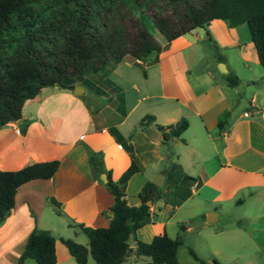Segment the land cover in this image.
<instances>
[{
	"label": "crops",
	"instance_id": "obj_1",
	"mask_svg": "<svg viewBox=\"0 0 264 264\" xmlns=\"http://www.w3.org/2000/svg\"><path fill=\"white\" fill-rule=\"evenodd\" d=\"M148 58L139 65L125 58L109 67L106 75L122 89L121 106L114 95L88 92L89 100L105 101L93 111L72 91L44 87L23 104L24 133L22 124L0 127V170L59 161L51 178L17 188L14 207L0 222V264H17L34 227L53 235L54 264H75L61 239L87 242L70 223L108 226L113 196L87 159L102 152L113 180L129 167L130 155L108 131L112 126L129 140L140 166L126 183L129 205L139 204L146 182L164 176L160 197L150 204L152 221L136 230L138 240L162 233L174 238L184 225L177 264H199L189 248L205 262L264 264V69L248 26L214 19ZM227 75L236 76L239 86H229ZM147 115L154 121L139 126ZM181 119L187 128L163 141L157 125L167 128ZM50 198L59 202L61 215ZM209 212L215 213L212 223ZM130 247L121 264L150 260L134 253V241ZM32 261L23 264H37Z\"/></svg>",
	"mask_w": 264,
	"mask_h": 264
},
{
	"label": "trees",
	"instance_id": "obj_2",
	"mask_svg": "<svg viewBox=\"0 0 264 264\" xmlns=\"http://www.w3.org/2000/svg\"><path fill=\"white\" fill-rule=\"evenodd\" d=\"M214 19L227 21L230 26L246 24L264 69V0H0V127L21 119L23 104L44 87L73 91L81 84L95 96H116L121 106L122 89L105 74L109 67L127 57L139 65L136 60L145 62L161 50L162 44ZM150 25L155 34L149 31ZM226 79L232 87L239 83L236 76L227 75ZM89 98L90 94L83 100L88 102ZM153 121L154 117L147 115L139 126ZM26 123L20 126L21 133ZM187 126L185 119L167 128L157 125L163 141L178 138ZM108 131L131 158L129 167L113 180L104 166L102 152L93 151L88 156V165L99 181V175L105 173L104 185L113 196L109 224L93 228L70 223L86 236L87 246L72 239H61L62 243L75 264H88L89 255L96 264H121L132 251L127 242L132 233L134 253L150 258L144 264H177L184 225H179L174 238L166 233L155 235L149 242L136 238V230L152 221L147 202L160 197L159 188L146 182L138 193L139 204H128L126 183L140 166L129 140L114 126ZM58 166V160H51L13 171L0 170V222L13 209L20 185L49 179ZM50 203L61 215L59 202L50 198ZM54 242L50 231L34 227L17 264L26 259L54 264ZM188 253L199 264H208L191 248ZM214 264L219 262L214 260Z\"/></svg>",
	"mask_w": 264,
	"mask_h": 264
},
{
	"label": "water",
	"instance_id": "obj_3",
	"mask_svg": "<svg viewBox=\"0 0 264 264\" xmlns=\"http://www.w3.org/2000/svg\"><path fill=\"white\" fill-rule=\"evenodd\" d=\"M220 65L223 66L222 63H220ZM218 70L221 72V69H220L219 67H218ZM238 86H239V84H238ZM72 92H73V94H74L75 96H79V97H84V96H86L87 93H88L87 89H86L83 85H81V84H77V85H75V87H74V89H73ZM262 117L264 118V110H263V112H262ZM11 123H13V124H15V125H21V124H22V120H21V119H18V120H16V121H11ZM99 179H100L101 182L105 183V182L107 181V178H106L105 173H101V174L99 175ZM163 179H164V176H163V174L160 173V174H157V175L151 180V182H153L156 186L161 187L162 184H163ZM147 204L150 205V204H151V201H148ZM213 215H215L214 212H209V213L206 214V218H207V221H208L209 223H212V222L215 221V220H210V217H211V216L213 217ZM214 217H215V216H214ZM132 241H133V236H132V233H130L129 236H128V240H127V242H128V244H131ZM207 262H208V264H214V262L211 261V260H208Z\"/></svg>",
	"mask_w": 264,
	"mask_h": 264
},
{
	"label": "rangeland",
	"instance_id": "obj_4",
	"mask_svg": "<svg viewBox=\"0 0 264 264\" xmlns=\"http://www.w3.org/2000/svg\"><path fill=\"white\" fill-rule=\"evenodd\" d=\"M149 31L152 33V34H155L156 33V31H155V29H154V27L152 26V25H150L149 27ZM152 55L153 54H151L150 56H149V58L148 59H150L151 57H152ZM127 58H129V57H127ZM130 59V58H129ZM131 60V59H130ZM141 68V70H142V67H140ZM261 68V67H260ZM109 71V69H107L106 71H105V74L107 73ZM107 77L110 79V80H112L113 81V76H108L107 75ZM91 96H94V95H91ZM116 98H114V100H115ZM89 102H90V105H91V108L93 109V111H96L97 110V108L99 107V103L102 105L103 103H105V101L103 100V99H101L100 100V102H97V101H91V100H89ZM100 105V106H101ZM80 239L83 241V243H86L87 242V238H86V236L83 234V233H80ZM78 243V242H77ZM82 245H84V244H82ZM89 260H90V264H96L95 263V261L92 259V257L89 255ZM32 262H34V261H32Z\"/></svg>",
	"mask_w": 264,
	"mask_h": 264
},
{
	"label": "built area",
	"instance_id": "obj_5",
	"mask_svg": "<svg viewBox=\"0 0 264 264\" xmlns=\"http://www.w3.org/2000/svg\"><path fill=\"white\" fill-rule=\"evenodd\" d=\"M138 63H140L141 61H139V60H136Z\"/></svg>",
	"mask_w": 264,
	"mask_h": 264
}]
</instances>
